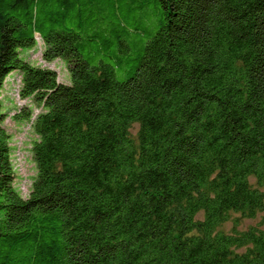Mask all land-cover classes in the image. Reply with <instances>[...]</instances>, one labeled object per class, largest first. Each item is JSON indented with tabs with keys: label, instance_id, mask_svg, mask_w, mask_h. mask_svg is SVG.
Segmentation results:
<instances>
[{
	"label": "trees",
	"instance_id": "trees-1",
	"mask_svg": "<svg viewBox=\"0 0 264 264\" xmlns=\"http://www.w3.org/2000/svg\"><path fill=\"white\" fill-rule=\"evenodd\" d=\"M263 188L264 0H0V264H264Z\"/></svg>",
	"mask_w": 264,
	"mask_h": 264
},
{
	"label": "rangeland",
	"instance_id": "rangeland-1",
	"mask_svg": "<svg viewBox=\"0 0 264 264\" xmlns=\"http://www.w3.org/2000/svg\"><path fill=\"white\" fill-rule=\"evenodd\" d=\"M25 57L36 65L49 67L55 69L58 73V79L61 83H69L68 69L61 60H56L53 63H47L42 59V46H38L36 50H30L24 53ZM21 78L18 73L13 74L7 79L3 91L5 109L8 113V118L5 126L12 134L13 163L16 169L15 185L21 191L24 197L30 193L33 178L36 174L35 164L31 152V143L37 138L33 128L32 121L16 122L12 117L17 114L20 109L25 106H32L35 111V116L41 111L28 100H21L19 98ZM138 125H134L131 130L132 135L135 137L138 132ZM251 182L256 185V180L251 179ZM264 189V188H263ZM264 212L260 213L255 219H243L240 223L239 230H246L252 226H257L261 223ZM233 223H227L223 229L231 231Z\"/></svg>",
	"mask_w": 264,
	"mask_h": 264
}]
</instances>
